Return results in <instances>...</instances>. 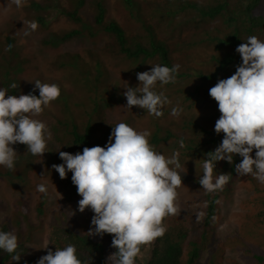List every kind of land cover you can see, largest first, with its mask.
<instances>
[{
  "label": "trees",
  "instance_id": "trees-1",
  "mask_svg": "<svg viewBox=\"0 0 264 264\" xmlns=\"http://www.w3.org/2000/svg\"><path fill=\"white\" fill-rule=\"evenodd\" d=\"M83 3L84 0H78L77 8L73 12L62 11L80 27L61 36L63 41L85 33L94 37L98 33L97 30L101 29L115 39V46L120 54L139 64L140 70L144 63L156 59L161 65L169 68L173 66L172 50L168 44L158 40L151 29L148 30L147 45L137 41L130 42L122 26L115 21H107L104 0L95 4L93 26L79 15V7ZM124 3L130 15L137 17L136 4L132 0H124ZM173 6L174 8L171 7L166 14L171 20L178 15H187L191 16L190 20L198 18L203 23L221 22V27L210 30L208 37L201 41L205 43L203 56L196 60L192 55L188 59L190 64H185L181 71L178 70L176 76L178 83L181 81L186 84L190 81L191 88H178L172 92L179 95L181 103L192 101L191 105H203L207 111H213L214 114L213 122L208 126L201 125L196 118H186L181 126L183 133L180 135L157 126L149 140L155 151L171 140L178 142V159L181 167L177 171L183 173L182 181L197 192L202 208L201 212L192 216L186 207H182L180 211L185 216L178 212L176 215L165 217L162 223L166 232L151 243V255L144 264H264V253L256 252L264 250V184L259 183L251 175L245 176V182L244 184L242 182L243 185L239 188H242L245 201L251 206L250 211L244 215L245 219L242 220L244 223L240 228L220 239L215 231L222 216V202L239 189L236 183L241 176L234 171V164L239 163L242 158L234 157L233 164L225 161L217 163L214 174L220 172L230 175L229 182L222 190L210 193L198 183L203 175L202 165L206 154L213 151L223 138V133L217 135L214 131L215 122L221 114L217 102L210 97L209 90L219 79L234 74L236 66L241 62V57L235 51L238 45L245 43L249 36L264 40V0H212L207 5L194 0H174ZM30 7L37 13L50 10V6L35 1ZM37 19L42 24L45 21L40 16ZM17 58L12 48L9 53L0 56V88L18 96L19 89L9 87L13 83L14 71L21 65L19 61L13 64ZM95 69L101 75L104 65L97 63ZM90 74L91 69L87 70L84 66L78 68L76 73L79 81H88L87 87L80 84V90L85 94L83 100L77 101L74 97L71 99L60 91L58 105L63 115L54 117V124L48 126L51 139L48 141L49 152L44 154L43 160L27 152L26 145L16 144L13 146L18 153L15 168L10 170L0 165V179H3L13 192L26 187L29 184L26 175H36L38 168L42 170L41 183L48 189V196L41 194L32 210H25L23 203L18 201L7 218L3 220L0 217V230L17 235L18 250L22 253L19 262H12L8 253L0 251V264H37L38 260L29 256L30 245L36 241L35 232L39 228L38 224L44 225L46 216L51 215L47 222H50L48 243L53 251L56 247L63 248L72 244L77 249L78 257L88 264H105L106 258L116 251L111 247V235L105 234L103 238L88 236L93 212L90 209H85L83 213L78 211V201L82 197L77 194L76 187L71 182L72 173L69 172L67 178L61 179L52 169L53 164L62 163L58 151L75 154L82 152L84 147H103L108 142L112 127L103 129L99 106L105 97H102L104 94L99 79H93L95 90L90 86ZM88 89L93 96L86 93ZM112 96L115 97V93ZM181 140L184 143L182 148L179 143ZM54 190L58 192L62 202H72L73 209L70 213L59 214L56 210L49 215V196ZM2 210L0 207V214L4 217ZM201 213L203 215L198 219V214ZM252 233L255 234L250 238L253 243L247 245L244 242L245 237ZM147 245L141 246L136 264H143L140 254L146 250ZM232 250L235 252L238 250L241 255L230 259L228 254L232 253Z\"/></svg>",
  "mask_w": 264,
  "mask_h": 264
},
{
  "label": "clouds",
  "instance_id": "clouds-1",
  "mask_svg": "<svg viewBox=\"0 0 264 264\" xmlns=\"http://www.w3.org/2000/svg\"><path fill=\"white\" fill-rule=\"evenodd\" d=\"M19 7L24 0H13ZM32 30L37 28L30 23ZM241 57L234 74L219 79L211 87L210 97L218 105L219 118L214 125L217 135L223 133L222 141L203 162V175L199 184L207 192L222 190L229 182V173H216L220 161L233 164L234 157H241L234 164L240 175H251L264 184V40L249 36L245 43L235 49ZM151 65V64H148ZM180 66L151 65L150 69L136 73L138 85L124 88L125 107L136 106L148 114L161 116L162 109L169 104L163 93L154 88L174 83ZM34 91L12 95L0 88V165L15 168L17 151L14 145L23 144L33 156H43L48 148L51 133L47 125L33 117L41 114L50 102L60 96L56 84L33 82ZM10 88L19 85L11 83ZM179 110L173 108L172 115ZM150 132H138L133 127L118 123L112 127L108 142L103 146L84 147L75 154L58 151L61 164L52 169L61 179L72 173L71 182L77 194L78 211L90 209L89 237L112 236L111 247L116 249L105 260V264H136L142 245H147L166 232L162 221L179 212L177 188L182 185L178 173L181 167L179 153L171 157L154 150L149 143ZM180 147H184L181 140ZM254 153V156H253ZM37 191L48 196L47 186L37 185ZM203 214H198V219ZM17 235L0 230V251L8 253L12 262H19L22 253L18 250ZM47 250L37 264H88L78 257L77 249L69 244L63 248Z\"/></svg>",
  "mask_w": 264,
  "mask_h": 264
},
{
  "label": "rangeland",
  "instance_id": "rangeland-1",
  "mask_svg": "<svg viewBox=\"0 0 264 264\" xmlns=\"http://www.w3.org/2000/svg\"><path fill=\"white\" fill-rule=\"evenodd\" d=\"M33 1L50 6V10L42 13L35 12L30 7ZM77 1L24 0L23 4L18 7L13 0H0V56L9 53L10 48H12L18 57L13 64L17 61L21 63L13 73V82L19 85L18 95L30 92L38 95V90L34 91L33 82L39 80L41 83L56 84L60 88L61 94L81 101L85 94L83 90H80V84L87 87L88 81H79L76 78V73L78 68L84 66L87 70L91 69L90 86L95 90L93 79H99L102 94H104L102 97H105L99 103L104 130L118 123H125L138 132L145 130L150 132L148 138L150 140L157 126L164 130H171L175 134H182L181 126L186 118H196L198 123L204 126L212 124L213 111H207L203 105H191L192 101L181 103L179 95L172 93L178 88H191L190 81L183 84L181 81L178 83L176 79L177 81L175 80L174 83L166 85L157 82L154 91L163 93L170 101L162 109L163 114L167 112L164 115L156 117L136 106H133L132 109L125 107L126 97L123 92L127 83L132 87L137 86L139 81L136 73L149 70L151 65H161V62L158 59L148 61L142 65L140 70L139 64L120 54L115 46V39L105 34L101 29L97 30L98 33L94 37L85 33L71 40L63 41L61 36L71 30L80 29L79 25L73 23L62 13V11L73 12L77 8ZM98 1L100 0H84L83 5L79 7V15L92 26L96 12L95 4ZM132 1L136 4L135 16L138 18L130 15L124 0H104L107 21H115L122 26L130 42H142L144 45L148 44V30L151 29L158 40L169 45L172 50V64H178L180 66L179 71L185 64H190L188 59L192 55L195 56L196 60L203 56L205 43L203 44L201 41L208 37L210 30L221 27V22L203 23L198 18L190 20L191 16L187 15H178L171 20L166 14L171 10V7L174 8V0ZM194 1L207 5L212 0ZM38 16L45 20L43 24L38 21ZM31 22L37 24L35 30L31 29ZM97 63L104 65L101 75L95 69ZM86 93L93 96L89 89ZM113 93H115V97L112 96ZM58 103L59 99L57 98L50 102L41 114L33 118L44 122L47 127L52 123L54 124V117L63 115ZM173 108L179 110L175 116L171 114ZM178 147V142L171 140L161 145L156 151L167 158L171 157L174 152L179 153ZM37 171L36 175H26L29 184L17 192H13L6 182L0 179V207L5 214L4 217L3 214H0V217L3 220L9 216L10 212H13V207H16L18 201L23 203L24 209L27 211L35 207L39 196L43 194L37 191V185L44 184L41 183L42 170L38 168ZM178 173L182 177L183 173ZM242 182L244 184L245 176L240 177L237 181V188L243 185ZM176 191L178 193L177 205L181 216H185L180 211L182 207H186L192 216L194 213L201 212L202 202L197 192L188 184L182 181V185ZM52 192L53 194L49 196V215L56 210L59 214L70 213L73 209L72 202H62L58 192L56 190ZM250 208L251 206L245 201L242 188L237 189L229 199H223L222 216L215 231L216 236L221 239L240 228L244 223L242 222L244 215L250 211ZM31 215L33 217V213ZM51 217L52 215L46 216L43 221L44 225L38 224L39 228L35 232L36 241L30 245L29 256H33L37 260L47 254V250L41 248L47 246L49 248L50 222H47ZM253 235L255 234H247L245 237L244 242L247 245L253 243L250 239ZM151 243L140 254L143 264L150 258ZM233 251L228 254L230 259L241 255L238 250L234 251L235 253ZM256 252L264 253V250L260 249Z\"/></svg>",
  "mask_w": 264,
  "mask_h": 264
}]
</instances>
